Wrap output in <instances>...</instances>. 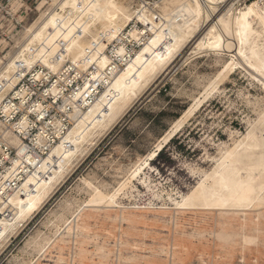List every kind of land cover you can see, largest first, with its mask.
I'll return each mask as SVG.
<instances>
[{
	"label": "rangeland",
	"instance_id": "rangeland-1",
	"mask_svg": "<svg viewBox=\"0 0 264 264\" xmlns=\"http://www.w3.org/2000/svg\"><path fill=\"white\" fill-rule=\"evenodd\" d=\"M138 1L123 3L134 8ZM43 14H28L26 25L11 33L13 41L0 42L1 58ZM190 52L186 48L80 157L6 243L0 264H264V204L247 210V217L240 208L179 207L264 112V88L248 71L236 68L219 81L229 56ZM182 55L192 58L181 65ZM196 99L201 105L148 158ZM124 181L116 196L120 207L84 206L97 187L112 194ZM81 208L77 227L65 229Z\"/></svg>",
	"mask_w": 264,
	"mask_h": 264
},
{
	"label": "bare ground",
	"instance_id": "bare-ground-1",
	"mask_svg": "<svg viewBox=\"0 0 264 264\" xmlns=\"http://www.w3.org/2000/svg\"><path fill=\"white\" fill-rule=\"evenodd\" d=\"M151 2L149 5L139 0L132 8L123 0H53L55 7L27 28L26 38L17 49L0 58V101L4 91L36 64L59 71L65 60H70L78 72L87 70L90 74L82 87L64 98L65 105L72 106L69 113L72 124L66 127L61 120L52 123L60 140L45 156L27 150L22 138L14 132L15 128H26L25 120L6 124L0 118V132L18 151L14 163L22 166L27 158L31 165H36L34 172L25 176L22 188H12L4 201L3 207L11 216L0 221V252L49 201L80 157L88 154L100 137L123 120L134 101L172 67L186 48L189 47L193 56L209 52L229 56L217 77L219 81L236 68H242L264 88V0ZM125 39L140 44L134 55L128 51ZM116 41L110 55V44ZM183 58L181 65L192 57ZM97 83L104 86L98 93ZM200 102L196 99L148 158L156 157ZM36 137L39 146L47 145L42 134ZM145 164L150 165L146 160ZM142 169L140 165L132 176ZM124 183L112 194L95 187L93 197L84 206L120 207L116 196ZM263 204L264 112L235 147L227 150L211 173L183 196L179 207L240 208L247 217V210ZM82 210L66 222L65 229H73L71 226Z\"/></svg>",
	"mask_w": 264,
	"mask_h": 264
},
{
	"label": "built area",
	"instance_id": "built-area-1",
	"mask_svg": "<svg viewBox=\"0 0 264 264\" xmlns=\"http://www.w3.org/2000/svg\"><path fill=\"white\" fill-rule=\"evenodd\" d=\"M54 7L53 0H0V42L13 41L14 36L11 33L18 27L26 25L28 14L42 10L47 13ZM139 24L141 23H138L139 27H143ZM129 29L130 27H127V30ZM125 41L128 51L134 55L140 44L136 41L130 42L126 39ZM116 43L117 41L110 44L108 50L110 55ZM1 56L2 53L0 58ZM113 58L119 62L115 56ZM89 75L87 70L78 72L72 67L70 60H65L59 71L36 64L28 72H23L14 86L4 91L0 101V118L6 124H16L25 120L26 128L24 130L15 128L14 132L22 138L27 150L45 156L51 146L60 140L52 123L61 120L66 127L72 124L69 114L72 106L65 105L64 98L82 87ZM97 85L99 87L97 93L104 90L102 84ZM38 134L46 138L47 145L37 144ZM14 159H18L17 149L8 144L0 132V221L11 216L10 211L3 207L11 189H21L25 176L34 172L36 166L31 165L27 158H24L25 163L22 166L21 163H14Z\"/></svg>",
	"mask_w": 264,
	"mask_h": 264
}]
</instances>
